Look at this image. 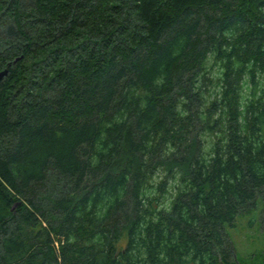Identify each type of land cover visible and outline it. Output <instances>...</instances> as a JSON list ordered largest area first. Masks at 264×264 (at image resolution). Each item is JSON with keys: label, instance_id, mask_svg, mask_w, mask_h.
<instances>
[{"label": "trees", "instance_id": "obj_1", "mask_svg": "<svg viewBox=\"0 0 264 264\" xmlns=\"http://www.w3.org/2000/svg\"><path fill=\"white\" fill-rule=\"evenodd\" d=\"M6 67L0 264H239L226 227L264 209V0H0Z\"/></svg>", "mask_w": 264, "mask_h": 264}, {"label": "rangeland", "instance_id": "obj_2", "mask_svg": "<svg viewBox=\"0 0 264 264\" xmlns=\"http://www.w3.org/2000/svg\"><path fill=\"white\" fill-rule=\"evenodd\" d=\"M250 89L251 85L248 84V87H244L243 93L248 95ZM208 144L209 142H206L205 146ZM160 177L161 175L158 176V178ZM49 184L51 185L52 182ZM173 187V183L170 181L168 183L170 193H174ZM260 204L262 203L260 202ZM260 204H257L253 213L238 216L233 227H226V232L234 247V256L239 264H258L264 257V209L261 211L263 205L261 207Z\"/></svg>", "mask_w": 264, "mask_h": 264}, {"label": "water", "instance_id": "obj_3", "mask_svg": "<svg viewBox=\"0 0 264 264\" xmlns=\"http://www.w3.org/2000/svg\"><path fill=\"white\" fill-rule=\"evenodd\" d=\"M7 72H8V67H6V68H4L3 70H1V71H0V79H1L2 77H4V76L7 74Z\"/></svg>", "mask_w": 264, "mask_h": 264}]
</instances>
